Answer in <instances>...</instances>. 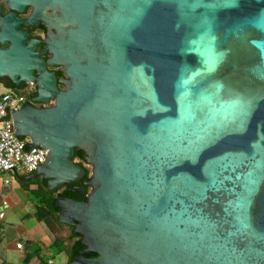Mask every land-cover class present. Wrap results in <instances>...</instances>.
<instances>
[{
	"label": "water",
	"instance_id": "obj_1",
	"mask_svg": "<svg viewBox=\"0 0 264 264\" xmlns=\"http://www.w3.org/2000/svg\"><path fill=\"white\" fill-rule=\"evenodd\" d=\"M3 1L0 79L38 86L15 135L47 150L23 180L76 193L65 264H264V0Z\"/></svg>",
	"mask_w": 264,
	"mask_h": 264
},
{
	"label": "crops",
	"instance_id": "obj_2",
	"mask_svg": "<svg viewBox=\"0 0 264 264\" xmlns=\"http://www.w3.org/2000/svg\"><path fill=\"white\" fill-rule=\"evenodd\" d=\"M16 176L0 172V264L68 263L70 227L39 217L35 185L26 187Z\"/></svg>",
	"mask_w": 264,
	"mask_h": 264
},
{
	"label": "built area",
	"instance_id": "obj_3",
	"mask_svg": "<svg viewBox=\"0 0 264 264\" xmlns=\"http://www.w3.org/2000/svg\"><path fill=\"white\" fill-rule=\"evenodd\" d=\"M35 84L34 81H30L27 86ZM27 99L24 88L7 86L0 80V172L29 174L47 157V150L39 145L30 152H22V145L28 143L30 139L18 138L15 135L12 111L18 109L25 101H31ZM3 215L4 212L0 209V216Z\"/></svg>",
	"mask_w": 264,
	"mask_h": 264
},
{
	"label": "flooded vegetation",
	"instance_id": "obj_4",
	"mask_svg": "<svg viewBox=\"0 0 264 264\" xmlns=\"http://www.w3.org/2000/svg\"><path fill=\"white\" fill-rule=\"evenodd\" d=\"M1 2H2V12L6 13L7 11H9V7H8L7 3L4 2L3 0H1ZM31 13H32V6L28 5V6H26L25 10L23 12H19L18 15L20 17H22V18H26ZM47 14L50 15V16H54L56 14H59V11L51 9V8H48L47 9ZM21 27L24 30H29V35H28V39H27L28 41L31 38H34V37H38V38L42 39V41L37 43L36 50L43 49L46 46V43H44L43 40L48 37V35L50 34L51 31H55V29H50L47 26V23H46L45 19H41L37 25H29V26L21 25ZM49 55H50L49 53H44V54H42V57H49ZM47 66H48V68L50 70H55L58 76L64 74V71L62 70V66L61 65H56V66L47 65ZM1 81L5 82V83L12 82L11 79L8 78V77H5V78L1 79ZM27 85H28L27 82L22 81L19 85H16L14 87H16V88H19V87L24 88V92H25V94H26V96L28 98L27 100H32V97H34L37 94L38 86H37V84H35L34 86H30V87L27 86ZM59 87L63 88L64 84L63 83H59ZM36 104H40V103L37 102ZM77 149L79 150L80 148H77ZM75 159L78 162H81L82 164H85V162L87 161L86 158L83 156V154H82V156H76ZM78 183H81V180L78 181ZM70 187H71L70 184H66L65 183L61 187H59L57 190L52 191V192H54L56 195L66 194V192H70L71 195H73V194L76 195L75 192L71 191Z\"/></svg>",
	"mask_w": 264,
	"mask_h": 264
},
{
	"label": "trees",
	"instance_id": "obj_5",
	"mask_svg": "<svg viewBox=\"0 0 264 264\" xmlns=\"http://www.w3.org/2000/svg\"><path fill=\"white\" fill-rule=\"evenodd\" d=\"M6 84L11 87L16 86L13 82H7ZM82 154H83L82 149L81 150L76 149L74 157L82 156ZM87 169H88V173H90L89 168ZM15 173L22 180V183L24 184V186L28 187L31 185H35V188L31 189V192L36 196L37 201H38L37 202L38 216L41 218L59 222L58 210L55 206V199L57 195L54 192L49 190V185L47 184V180L42 175L36 178L29 179V180H23L26 174H20L18 172H15ZM66 194L71 195L70 192H66ZM67 225L70 227V232L68 236L71 239V244H70L69 249H70V260H72L79 253V251L82 248H84V245L81 242V236L73 232L72 230L73 226L69 224Z\"/></svg>",
	"mask_w": 264,
	"mask_h": 264
},
{
	"label": "rangeland",
	"instance_id": "obj_6",
	"mask_svg": "<svg viewBox=\"0 0 264 264\" xmlns=\"http://www.w3.org/2000/svg\"><path fill=\"white\" fill-rule=\"evenodd\" d=\"M87 168H89L90 170V174L92 173V166L88 163V162H85Z\"/></svg>",
	"mask_w": 264,
	"mask_h": 264
}]
</instances>
